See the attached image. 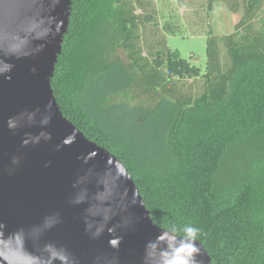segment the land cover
Listing matches in <instances>:
<instances>
[{
  "label": "trees",
  "instance_id": "16d2710c",
  "mask_svg": "<svg viewBox=\"0 0 264 264\" xmlns=\"http://www.w3.org/2000/svg\"><path fill=\"white\" fill-rule=\"evenodd\" d=\"M170 2L185 9L182 16H165L156 0H73L55 97L66 118L126 165L160 228L200 229L197 240L213 264H264V0H163L162 9ZM219 2L238 20L221 36L206 24L203 71L172 50L167 35L184 33L181 19L204 14L207 21ZM148 31L155 46L146 54ZM120 51L128 61L125 85L137 82L157 96L144 118L163 126L167 150L158 157L118 139L91 111L107 75L125 72Z\"/></svg>",
  "mask_w": 264,
  "mask_h": 264
},
{
  "label": "water",
  "instance_id": "95a60500",
  "mask_svg": "<svg viewBox=\"0 0 264 264\" xmlns=\"http://www.w3.org/2000/svg\"><path fill=\"white\" fill-rule=\"evenodd\" d=\"M72 4L0 0V264H158L168 230L52 88ZM197 244L196 264H213Z\"/></svg>",
  "mask_w": 264,
  "mask_h": 264
},
{
  "label": "rangeland",
  "instance_id": "374dc122",
  "mask_svg": "<svg viewBox=\"0 0 264 264\" xmlns=\"http://www.w3.org/2000/svg\"><path fill=\"white\" fill-rule=\"evenodd\" d=\"M161 9V12L167 16V12H173L178 16H182L185 9L178 7L176 3L170 2L163 8V0H156ZM181 19L184 23V33L177 35H167L168 46L172 50H177L180 52L181 56L185 59L190 60L192 63L201 67L203 71L206 67L207 60V41L208 35L204 33L209 29L207 23H211L209 27L213 28L216 35H225L235 31V24L238 20V15L231 13L224 3H217L215 6V11L211 17L206 21L205 15L202 18L197 19L194 16L190 18L193 22ZM162 23L164 20L161 21ZM198 25V34H194L191 24ZM256 25L259 27V20L256 21ZM197 33V32H196ZM149 43H146L145 52L146 54L154 50L155 41L151 40V32L148 31L145 34ZM150 47V50H149ZM223 62L228 63L229 59L226 52L223 49ZM120 56L122 60L123 72L121 75L120 70H114L113 73L108 74L105 80V84L100 88L96 95H93L90 99V106L92 112L100 113V117L103 119L107 125L110 124V129L117 136L118 139L122 140L123 137L131 138L132 144L137 147V151L141 154L150 153L151 155H156L160 152L165 154L167 150L162 142L161 127L153 126L152 122H145L144 110H150L155 105L156 97L150 92L142 89L140 84L135 83H125L128 80L127 75V57L124 52L120 51ZM119 79L116 84L113 81ZM111 83L110 88H105L107 83ZM125 85V86H124ZM190 85V84H188ZM120 88V89H119ZM103 114V115H102ZM108 122V123H107ZM159 123V122H158ZM161 123V122H160ZM160 126V125H159ZM154 128V129H152ZM154 130H157L154 132ZM164 131V129H163ZM152 135L156 138L154 144L150 142L149 136Z\"/></svg>",
  "mask_w": 264,
  "mask_h": 264
},
{
  "label": "clouds",
  "instance_id": "9594fccd",
  "mask_svg": "<svg viewBox=\"0 0 264 264\" xmlns=\"http://www.w3.org/2000/svg\"><path fill=\"white\" fill-rule=\"evenodd\" d=\"M200 229L191 225H185L182 234L172 228L162 232L157 237L158 244L150 245L157 248L158 264H196V257L200 249L197 244V237ZM159 244L164 247L160 248Z\"/></svg>",
  "mask_w": 264,
  "mask_h": 264
}]
</instances>
